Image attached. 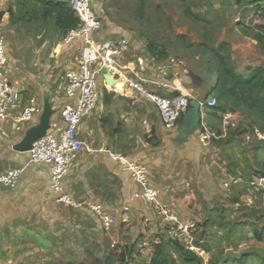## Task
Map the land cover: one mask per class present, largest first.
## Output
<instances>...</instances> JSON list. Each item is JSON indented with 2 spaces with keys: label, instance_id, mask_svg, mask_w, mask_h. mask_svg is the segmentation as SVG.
Masks as SVG:
<instances>
[{
  "label": "crops",
  "instance_id": "0c3cea01",
  "mask_svg": "<svg viewBox=\"0 0 264 264\" xmlns=\"http://www.w3.org/2000/svg\"><path fill=\"white\" fill-rule=\"evenodd\" d=\"M0 34L4 36L2 22ZM75 45L82 48L81 42ZM74 50L75 46L71 51H63L61 45V51L40 57L39 49L28 50L22 49L21 45H10L9 49L7 47V78L21 85L30 101L42 107L45 94L49 93L51 104L57 111L54 118L59 119L63 106L70 103L64 93V76L74 66L75 61L71 57ZM160 75L166 78L162 72ZM173 79L174 82L168 75L166 80L172 83L171 89L160 90L161 95L172 94V88L177 86L181 93L188 94L189 90L202 102L211 94L216 96L213 90L207 93L205 88H193L187 78L181 82L175 76ZM100 82L103 83L102 80ZM182 88L186 92H182ZM120 92L121 96H111V104L105 100L108 104L102 109L99 108L103 98L100 93L97 107L79 129L80 138L96 152L83 151L64 180L66 193L76 202H97L113 209L118 221L108 230L98 218L92 219L59 203L58 195L48 193L49 167L32 164L29 153L13 150L12 147L24 139L26 132L36 126L39 119L31 125L0 124V173L25 168L16 189L0 187V264H55L57 255H63L65 262L86 264L88 255L85 250L115 248L119 252H107L102 259L111 264H121L120 256L131 247H135L134 261L149 264L161 239L165 240L161 234V221L151 201L135 198L141 188L126 166L113 158L114 155L147 166L151 186L157 189L161 200L179 202L178 211L183 219L196 220L200 224L210 221L211 210L205 209L203 203L190 199L189 194H183L175 186L173 176L180 175L177 168L179 158L194 162L200 170L206 152H212L213 157L218 156L216 147L209 146L210 150H205L194 138L181 142L178 129H164L154 103L144 98L135 101L128 90ZM207 118L206 114V124ZM208 126L220 127L214 118H210ZM176 139L179 144H176ZM255 160L251 156L240 158L237 170L242 172L243 169L249 171L252 167L256 168ZM207 176L210 177L208 171ZM250 197L246 193L241 194L242 200L247 201ZM59 238L63 243L57 241ZM155 239L160 240L157 246ZM145 241L151 243V248L141 250ZM62 244L66 251L57 252ZM142 254H146V262H140Z\"/></svg>",
  "mask_w": 264,
  "mask_h": 264
},
{
  "label": "rangeland",
  "instance_id": "374dc122",
  "mask_svg": "<svg viewBox=\"0 0 264 264\" xmlns=\"http://www.w3.org/2000/svg\"><path fill=\"white\" fill-rule=\"evenodd\" d=\"M93 1L97 14L104 21V35L113 36L114 40L120 37L131 40L128 58L135 61L141 58L145 63V70L138 69L144 79L148 80L146 88L150 91L160 92L162 89L158 84L163 82L160 72L178 65L187 74L193 72L199 76L203 80L201 88H205L207 93L214 89L218 98L220 88L216 84L219 66L213 56L214 51H222L228 63L240 74L247 75L249 67H264V54L256 40V35L264 32V28L258 29L259 26H264V16L257 14L250 5L240 6L238 0ZM40 10L41 6L34 0H0V13H6L2 20L6 45L17 44L28 50L39 49L40 57L61 51L65 31L59 28L55 18L44 20ZM9 46L7 45L8 49ZM81 51V46L75 45L71 56L74 61ZM171 78H174L172 74ZM186 78L190 81V86L198 89L188 76ZM109 87H105L103 83L100 86L103 96L99 106L101 109L107 102L111 104V99L106 100L107 96L122 94L120 88H115L114 85ZM181 90L186 92L183 88ZM188 92L195 98L192 92ZM229 107L234 110L236 122L243 120L245 125L255 124L264 130V121L244 103L237 108L230 102ZM206 113L205 108L204 117ZM202 121L205 122V119ZM219 128L222 130L224 127ZM202 130L201 124L197 133L190 138L197 140L205 150H210L209 146H215L218 156L213 157L212 152H206L200 170L194 162L179 158L177 168L180 175L177 173L173 176L175 186L183 194H189L190 199L203 203L205 209L211 210L210 221L199 223L200 229L194 235L192 245L187 247L199 254L205 264H210L213 260L222 261L228 250L237 254L250 251L251 258L247 264H264V240L258 241L254 235L255 229H264V199L260 196L255 198L247 190L248 186L244 184L246 175L232 171L244 156H251L258 162L256 168L252 167L248 171L249 174L256 170L262 171L260 168L264 163V150L258 153L257 144L247 145L242 142V130L230 132L229 136L215 142L211 138L200 136ZM226 132H229V128H226ZM175 142L179 144L178 139ZM138 161L142 160L138 158ZM207 171L210 172L209 178ZM236 178L243 181L241 185L231 182V179ZM228 182L229 186H225ZM244 193L253 197L251 205L243 203L246 199L242 200L241 194ZM172 201H176L179 207L177 200ZM206 224L208 225L205 227ZM57 241L63 243L60 238ZM168 243L170 242L162 240L160 246ZM205 248L209 252L203 251ZM65 251L62 244L61 250L57 252ZM85 252L88 255L86 264H105L103 259L107 252L119 250L115 248ZM96 256L101 259L95 260L98 259ZM57 258L55 264H75L63 261V255H57ZM44 259L47 263V258ZM139 260L146 262V254H142ZM227 263L238 264L231 259L225 264Z\"/></svg>",
  "mask_w": 264,
  "mask_h": 264
},
{
  "label": "built area",
  "instance_id": "2783aa9c",
  "mask_svg": "<svg viewBox=\"0 0 264 264\" xmlns=\"http://www.w3.org/2000/svg\"><path fill=\"white\" fill-rule=\"evenodd\" d=\"M68 2L79 20V25L62 37V49L71 51L78 41L82 43V51L76 58L74 66L68 69L64 76V93L70 103L63 106L59 119L53 117L47 135L34 144L29 153L30 162L49 167L48 193L58 195L59 203L79 210L92 219L98 218L103 227L108 230L118 221V215L112 208L97 202H76L64 188V180L79 160L81 153L83 151L94 153L95 151L90 144L80 138L79 129L98 105L100 81L102 80L107 88L110 86L96 70V67L100 70L107 69V73L119 84L122 92L124 90L131 92V99L137 101L144 98L154 103L159 110L163 127L167 131H176L179 128L180 120L188 112L193 96L190 93H181L177 86H174L173 93L168 95L148 90L146 88L148 80L144 79L141 73L145 68L144 62L141 58H138L137 61L128 58L131 52V40L126 37L114 40L113 36H104V21L97 14L93 0H69ZM8 62L7 46L5 39L0 34V124L13 122L18 125H31L41 116L43 107L41 104L32 103L21 85L8 80ZM162 73L166 76L165 78L162 75L165 80L168 75L172 74L180 82L188 76L178 65L163 70ZM171 84L166 80L159 83L158 86L161 89H171ZM175 92L181 94L175 96ZM202 105L206 109H215L219 106V101L216 96H213L211 102L204 101ZM201 124L203 130L200 136L212 140L219 139L217 132H214L205 122L202 121ZM222 126L224 127L222 129L223 134L225 133L224 137L227 135L226 128L238 127L235 115L233 113L226 114L223 117ZM245 127L252 128V133L246 135V143H251L254 137L264 141V133L261 129L256 126L250 127V125H245ZM113 158L125 164L126 170L132 174L140 186L141 192L136 193L135 198L151 201L161 221L163 238L166 241H179L186 246L192 245L194 235L199 229V223L196 220L183 219L178 211L176 201L160 199L159 192L150 184L147 166L129 161L121 155H114ZM24 172L25 168H15L0 173V187L16 189ZM261 173L264 172L261 171ZM231 182L239 185L243 181L231 179ZM229 183H226L225 186H229ZM246 184L255 198L260 196L264 199V175L255 174ZM243 203H246L247 206L251 205L253 197L251 196ZM159 242L160 240L155 239V246ZM150 247L151 243L149 242H144L141 245L142 250Z\"/></svg>",
  "mask_w": 264,
  "mask_h": 264
},
{
  "label": "trees",
  "instance_id": "16d2710c",
  "mask_svg": "<svg viewBox=\"0 0 264 264\" xmlns=\"http://www.w3.org/2000/svg\"><path fill=\"white\" fill-rule=\"evenodd\" d=\"M34 1H37V3L41 6L40 13L42 15V18L44 20L55 18L57 21V25L61 30L65 31V34L69 30L76 28L79 25V20L72 10L69 2L59 0ZM237 3L240 6L250 5L256 10L257 14H262L264 16V0H238ZM12 14L13 12H11V15ZM5 15L6 13H0V23L2 22ZM263 28L264 26L258 27V29L260 30H262ZM243 31L246 33L245 30ZM256 40L259 43L260 48L264 54V32H259L256 35ZM213 56L219 66L218 80L216 84V87L220 88L217 98L219 101V106L215 109H207V124L209 125L210 118H214L218 120L219 126H222L223 117L228 113H234V110L229 107L230 102H233V104L237 108L239 104L244 103L252 111V113H254L256 116H259V118L264 121V67H249L247 69L248 74L244 75L237 73L236 69L228 63V60L222 51H214ZM180 94V92L174 93L175 96H179ZM111 96L112 95L107 96L106 100L110 101ZM220 102L222 103V105ZM181 121L182 119L180 120V123ZM255 126V124L250 125V127ZM211 129L214 132H217L219 136V139H213L214 142L223 140L224 137L229 136L230 132H240V130H242L243 132L242 142H245L246 135L248 133H252V128L247 129L243 120L238 122V127H230L229 132L224 137L223 131L219 127ZM262 132L264 133V130H262ZM228 144H230V142H228ZM252 144H257L258 153L264 150V141L259 140L257 137H254L251 143H247V145ZM259 149L261 150L259 151ZM257 163V160H255V166L257 165ZM260 169H262V172H264V163L261 164ZM232 171H235L234 173H240V175H246V178H244L246 180L245 184L249 182V180H251L255 174L264 175V173H261L260 170H256V172L253 171L250 174L248 173V170L245 169L241 170L242 172H239L237 170V166L236 168H232ZM207 225L208 224H206L205 227ZM254 235L258 241L262 242L264 240V229H255ZM169 242L170 243L166 245H159L160 247H157L149 264H205L204 259L191 248H188L186 245L182 244L179 241L170 240ZM134 250L135 247L126 248L125 252L120 256V263L141 264L134 261L132 256ZM203 251L209 252L208 248L203 249ZM250 258L251 255H246L241 260L231 259V261L238 264H247ZM105 264H111V262H106ZM210 264H222V261L213 260Z\"/></svg>",
  "mask_w": 264,
  "mask_h": 264
},
{
  "label": "water",
  "instance_id": "95a60500",
  "mask_svg": "<svg viewBox=\"0 0 264 264\" xmlns=\"http://www.w3.org/2000/svg\"><path fill=\"white\" fill-rule=\"evenodd\" d=\"M96 70L99 71V74L104 77L107 84L114 85L115 80L107 73V69H99L96 67ZM188 78H190L194 85L198 88H201V83L203 80L197 76L195 73L190 72L188 74ZM175 80L172 78V81ZM174 82V81H173ZM213 100V94L209 95L205 101L211 102ZM202 101L198 100L197 98H193L190 102V108L185 116L182 118V121L179 125V139L181 142H186L189 138L197 133L199 130L201 121L204 118V105H202ZM57 114V111L53 108L49 93L45 94L43 100V112L39 117V122L36 126L30 128L26 134L24 139L15 144L12 148L15 152L18 153H30L33 149L34 144L44 138L48 131L51 128V121L53 117ZM252 252H244L242 254H237L233 250H228L225 256L222 259V264H225L230 259L241 260L244 256L250 255Z\"/></svg>",
  "mask_w": 264,
  "mask_h": 264
},
{
  "label": "bare ground",
  "instance_id": "6f19581e",
  "mask_svg": "<svg viewBox=\"0 0 264 264\" xmlns=\"http://www.w3.org/2000/svg\"><path fill=\"white\" fill-rule=\"evenodd\" d=\"M114 85H115V86H114L115 88H118V89L120 88V87H119V84H117L116 82H115ZM109 88H110V87H109ZM112 90H113V89H112ZM114 90H115V89H114Z\"/></svg>",
  "mask_w": 264,
  "mask_h": 264
}]
</instances>
